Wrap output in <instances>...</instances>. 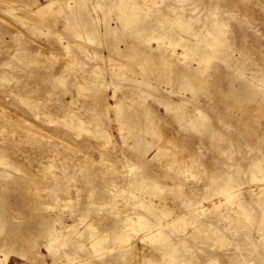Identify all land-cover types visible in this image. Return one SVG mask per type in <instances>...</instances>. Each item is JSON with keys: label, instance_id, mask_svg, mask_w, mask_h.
I'll list each match as a JSON object with an SVG mask.
<instances>
[{"label": "rangeland", "instance_id": "rangeland-1", "mask_svg": "<svg viewBox=\"0 0 264 264\" xmlns=\"http://www.w3.org/2000/svg\"><path fill=\"white\" fill-rule=\"evenodd\" d=\"M0 152V264H264V0H0Z\"/></svg>", "mask_w": 264, "mask_h": 264}, {"label": "bare ground", "instance_id": "bare-ground-1", "mask_svg": "<svg viewBox=\"0 0 264 264\" xmlns=\"http://www.w3.org/2000/svg\"><path fill=\"white\" fill-rule=\"evenodd\" d=\"M54 3H55L54 1H51V2L47 3L46 5L40 6L36 13H41V12H44V11L50 9V8L52 7V5H54ZM56 3H57V1H56ZM126 9H127V8H126ZM73 10H74V9H73ZM47 14H48V13H47ZM131 18H132V17H131ZM131 18H128V19H127V23L129 24V28H130V26L132 25L131 23H133ZM174 21H175V20H174ZM135 25H136V24H135ZM64 28H66V27H64ZM125 29H126V28H125ZM126 30H127V29H126ZM130 30H131V29H130ZM130 32H132V31H130ZM127 33H128V32H127ZM134 34L136 35L135 32H134ZM137 35H138V34H137ZM78 36H80V35H78ZM131 36H132V34H131ZM131 36H130V38H131ZM133 36H134V35H133ZM136 37H137V36H136ZM77 38H78V37H77ZM85 38H86V37H85ZM136 39H137V38H136ZM128 40H129V39H128ZM139 40H140V39H139ZM133 41H134V40H133ZM135 41H136V40H135ZM202 41H203V40H202ZM137 42H138V41H137ZM166 42H167V41H166ZM138 43H139V42H138ZM158 43H159V42H158ZM141 44H142V43H141ZM160 44H161V43H160ZM160 44H158V45H160ZM164 44H165V43H164ZM145 45H146V44H145ZM140 46H141V45H140ZM211 46H212V45H211ZM144 47H146V46H144ZM144 47H143V48H144ZM161 47H162V46H161ZM141 48H142V46H141ZM143 48H142V49H143ZM146 48H147V47H146ZM151 48H152V46H151ZM156 48H157V47H156ZM157 49H158V48H157ZM208 49H209V48H208ZM148 50H149V49H148ZM142 52H143V53H144V52L146 53V52H147V49H143ZM171 52H172V51H171ZM173 52H174V51H173ZM173 52H172V53H173ZM16 53H17V52H16ZM26 53H27V52H26ZM175 53H176V52H175ZM147 54H148V57H149L150 54H149V53H147ZM147 54H146V55H147ZM14 55H15V54H14ZM175 55H176V54H175ZM175 55H173V56H175ZM16 56H17V55H16ZM19 56H20V55H19ZM49 56H50V55H49ZM150 56H151V55H150ZM184 56H185V55H184ZM14 57H15V56H14ZM14 57H13V58H14ZM151 57H152V56H151ZM178 57H179V56H178ZM182 57H183V56H182ZM16 58H17V57H16ZM127 58H128V57H127ZM137 58H138V57H137ZM139 58H140V57H139ZM21 59H22V58H21ZM149 59H150V58H149ZM152 59L154 60V57L151 58V60H152ZM16 60H17V59H16ZM130 60H131V59H130ZM140 60H141V59H140ZM153 60H152V61H153ZM157 60L160 61V63H161L160 66H161V65L163 64V63L161 62V60H160L159 58H158ZM157 60H156V61H157ZM205 60H206V59H205ZM138 61H139V60H138ZM154 61H155V60H154ZM159 61H158V62H159ZM207 61H208V60H207ZM17 62H18V60H17ZM21 62H22V61H21ZM131 62H135V61L132 59ZM131 62H130V63H131ZM203 62H204V61H203ZM136 63H137V62H136ZM139 63H140V65H136V66H142V65H141V62H139ZM139 63H138V64H139ZM197 63H198V62H197ZM197 63H196V64H197ZM134 64H135V63H134ZM165 64H166V63H165ZM199 64H200V61H199ZM145 65H146V64H145ZM152 66H153V65H152ZM160 66H158V67H160ZM164 66H165V65H164ZM207 66H208V65H207ZM142 67H143V66H142ZM145 67L147 68V65H146ZM154 67H155V66H154ZM161 67H163V66H161ZM118 68H119V66H118ZM122 68L124 69V66H123ZM139 68H140V67H139ZM143 68H144V67H143ZM143 68H142V69H143ZM165 68H166V67H165ZM142 69H141V70H142ZM144 69H145V68H144ZM147 69H148V70L151 69V71H152V70H153V67L150 66V68H147ZM197 69H198V68H197ZM127 70H128V69H127ZM157 70H159V69H157ZM200 70H202V69H200ZM200 70H199V72H200ZM149 71H150V70H149ZM149 71H148V73H151V71H150V72H149ZM183 71H184V70H183ZM152 72H154V71H152ZM159 73H160V71H159ZM162 73H163V72H162ZM201 73H202V72H201ZM201 73H200V74H201ZM203 73H204V72H203ZM145 74H146V72H145ZM155 74H156V73H155ZM180 74H181V72H180ZM150 75H151V74H150ZM160 76H161V74H160ZM184 76H185V75H184ZM151 77H152V76H151ZM157 77H158V75H157ZM185 77H186V78H187V77L189 78V77H192V75H187V76H185ZM185 77H184V78H185ZM196 77H197V75H196ZM202 77H203V75H202ZM193 78H194V76H193ZM197 78H198V77H197ZM156 79H157V78H156ZM158 79H159V78H158ZM181 80H182V79H181ZM184 80H185V79H184ZM184 80H183V82H184ZM200 80H201V79H200ZM188 81H189V80H188ZM196 81H197V84H198V82L200 83L199 79H198V80L195 79V82H196ZM181 82H182V81H181ZM183 82H182V83H183ZM190 82H191V81H190ZM193 82H194V81H193ZM165 83H166V82H165ZM203 83H204V82H203ZM163 84H164V82H163ZM166 84H167V83H166ZM187 84H188V83H187ZM195 84H196V83H195ZM181 85H182V84H181ZM183 85H184V84H183ZM183 85H182V86H183ZM192 85H193V83H192ZM199 85H200V84H199ZM202 85H204V84H202ZM186 86H187V85H186ZM190 86H191V84H190ZM194 86H195V85H194ZM197 86H198V85H197ZM197 86H196V88H197ZM194 88H195V87H194ZM194 88H193V89H194ZM196 88H195V89H196ZM197 89H198V88H197ZM52 90H53V89H52ZM192 92H193V91H192ZM261 94H262V93H261ZM258 96H259V95H258ZM19 100H20V99H19ZM22 100H23L24 102L27 101L26 99H22V98H21L20 102H21ZM261 101H262V100H261ZM121 103H122V102H121ZM21 104H24V103H21ZM28 104H29V102L27 103V105H28ZM25 105H26V104H25ZM27 105H26V106H27ZM30 105H31V104H30ZM118 106H119V105L117 104L116 109L120 110L121 108H119ZM125 106H126V105H125ZM260 106H261V105H260ZM260 106H259V107H260ZM246 108H247V107H246ZM107 109H108V108H107ZM130 109H131V108H130ZM241 109H242V108H241ZM251 109H252V107H251ZM122 110H123V108H122ZM126 110H128V109H126ZM247 110H249V108H247ZM129 111H130V110H129ZM120 112H121V110H120ZM126 112H127V111H126ZM147 114H148V113H147ZM148 115H149V114H148ZM116 116H117V115H116ZM120 116L123 117V115H122L121 113H120ZM118 117H119V115H118ZM120 118H121V117H120ZM123 118H128V116H127V115H124ZM116 119L118 120V118H116ZM64 120H65V119H64ZM120 121H121V120H120ZM121 122H122V121H121ZM64 123H65V122H64ZM119 123H120V122H119ZM120 124H121V123H120ZM126 124H127V123H126ZM123 125H125V124H123ZM120 126H121V125H120ZM82 127H83V126H82ZM121 127H123V126H121ZM118 128H119V127H118ZM119 131H121V130H119ZM150 131H151V130H150ZM85 132H86V131H85ZM123 132H124V131H123ZM123 132H122V133H123ZM125 132H126V131H125ZM14 133H15V132H14ZM118 133H119V132H118ZM90 134H92V133H90ZM96 134H99V133H96ZM94 135H95V133H94ZM101 135L103 136V134H100V136H101ZM123 137H126V135L123 136ZM91 138H92V137H91ZM93 138H94V137H93ZM102 138H103V137H102ZM168 140H169V139H168ZM97 141H98V140H97ZM166 144L168 145V143H166ZM171 144H172V143H171ZM164 146H165V145H164ZM169 146H170V144H169ZM172 147H173V146H172ZM155 148L157 149V153H158V152L160 153L162 150H164V148L161 147V145L159 144V142L157 143V145L155 146ZM173 148H174V147H173ZM173 148H172V149H173ZM167 151H169V150H167ZM162 153L165 154L164 152H162ZM162 153H161V154H162ZM168 153H169V152H168ZM172 153H173V152H172ZM176 153H177V152H176ZM155 155H156V154H155ZM168 155H169V154H168ZM176 155H177V154H176ZM157 156H158V155H157ZM170 156H171V155H170ZM173 156H174V155H173ZM100 157H101V156H100ZM158 157H159V156H158ZM101 158H102V157H101ZM162 158H163V157H162ZM159 159H160V158H159ZM163 159H164V158H163ZM175 159H176V158H175ZM263 159H264V158H263ZM186 160H187V159H186ZM262 162H263V161H262ZM179 163H180V162H179ZM0 164H2L3 167H4V165H7V166L11 165V166L14 168V166H13L12 164H9L8 157H7L6 155H4L2 152H0ZM261 165L264 166V162L259 164V166H261ZM5 167H6V166H5ZM7 168H8V167H7ZM9 168H10V166H9ZM13 168H12V169H13ZM17 168H18V167H17ZM109 168H110V167H109ZM10 170H11V168H10ZM17 170H18V169H17ZM53 171H54V170H53ZM21 172L24 173L23 171H21ZM4 173H6V172H4ZM16 173H17V172H16ZM25 173H26V172H25ZM186 173H187V172H186ZM9 174H10V173H9ZM184 174H185V173H184ZM2 175H3V174H2ZM7 175H8V174H7ZM22 175H23V174H22ZM5 176H6V175H5ZM6 177H8V176H6ZM10 177H12V176H10ZM7 179H8V178H7ZM143 185H144V184H143ZM138 187H140V186H138ZM168 188H169V187H168ZM140 190H141V189H140ZM155 190H157V189H155ZM28 191H29V190H28ZM156 192H157V191H156ZM156 192H155V193H156ZM162 192H164V191H162ZM30 193L32 194V192H30ZM157 193H158V195H159V191H158ZM31 194H28V195H31ZM164 194H165V193H164ZM226 194H227V193H226ZM155 195H156V194H155ZM165 195H166V194H165ZM229 195H230V194H229ZM156 196H157V195H156ZM157 197H158V196H157ZM230 197H232V196H230ZM231 201H232V199H231ZM229 202H230V201H229ZM162 203H163V202H162ZM164 203H165V201H164ZM154 205H155V204H154ZM157 205H160V204H157ZM160 206H161V205H160ZM46 207H47V205H46ZM48 207H49V206H48ZM48 207H47V208H48ZM38 208H39V206H38ZM50 208H51V206H50ZM53 208H54V207H53ZM55 208H56V207H55ZM55 208H54V209H55ZM57 208H58V207H57ZM155 208H156V207H155ZM48 210H49V209H48ZM50 210H52V209H50ZM239 210H240V209H239ZM46 212H47V211H46ZM171 215H172V214H171ZM141 216H143V215L141 214ZM166 218H168V217H166ZM137 219H138V218H137ZM139 219H140V218H139ZM175 220H176V219H175ZM175 223H176V222H175ZM150 228H151V227H149V229H150ZM151 229H152V228H151ZM151 229H150V230H151ZM49 231H50V230H49ZM154 233H155V232H154ZM198 233H199V232H198ZM105 235H106V234H105ZM117 236H118V235H117ZM148 236H149V235H148ZM165 237H166V236H165ZM119 238H120V236H119ZM166 238H167V237H166ZM122 240H123V241H126V240H124V239H122ZM122 240H121V241H122ZM161 240H162V239H161ZM98 243H99V242H98ZM97 245H98V244H97ZM125 248H126V247H125ZM125 248H124V251H125ZM150 262H151V261H150Z\"/></svg>", "mask_w": 264, "mask_h": 264}]
</instances>
